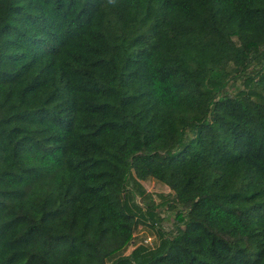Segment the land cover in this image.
I'll return each instance as SVG.
<instances>
[{
  "label": "trees",
  "instance_id": "trees-1",
  "mask_svg": "<svg viewBox=\"0 0 264 264\" xmlns=\"http://www.w3.org/2000/svg\"><path fill=\"white\" fill-rule=\"evenodd\" d=\"M0 264H264V0H0Z\"/></svg>",
  "mask_w": 264,
  "mask_h": 264
},
{
  "label": "rangeland",
  "instance_id": "rangeland-1",
  "mask_svg": "<svg viewBox=\"0 0 264 264\" xmlns=\"http://www.w3.org/2000/svg\"><path fill=\"white\" fill-rule=\"evenodd\" d=\"M137 182L142 186L145 192L148 193L149 198L153 200V202H157L159 200L158 194H166L170 190L169 188L162 182L152 178L147 177L144 179H138ZM135 200L140 203L142 201L141 196L138 193L134 194ZM158 215L161 217V221L159 224L155 226H150L149 224H138L137 228L133 232V241L129 243L124 248V253H127L133 244L151 241L153 244L157 241V232L168 233L170 230H173L174 216L173 212L168 211L166 209H158Z\"/></svg>",
  "mask_w": 264,
  "mask_h": 264
},
{
  "label": "built area",
  "instance_id": "built-area-1",
  "mask_svg": "<svg viewBox=\"0 0 264 264\" xmlns=\"http://www.w3.org/2000/svg\"><path fill=\"white\" fill-rule=\"evenodd\" d=\"M141 243H143V244H145L147 246H152V244H153L150 240L149 241L146 240V242L144 241V242H141Z\"/></svg>",
  "mask_w": 264,
  "mask_h": 264
}]
</instances>
